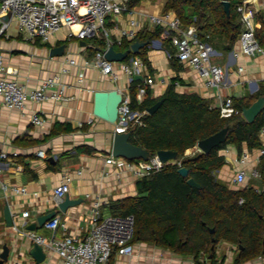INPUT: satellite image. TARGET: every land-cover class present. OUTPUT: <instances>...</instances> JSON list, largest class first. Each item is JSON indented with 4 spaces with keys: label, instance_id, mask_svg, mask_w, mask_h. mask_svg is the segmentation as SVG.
Returning a JSON list of instances; mask_svg holds the SVG:
<instances>
[{
    "label": "crops",
    "instance_id": "crops-1",
    "mask_svg": "<svg viewBox=\"0 0 264 264\" xmlns=\"http://www.w3.org/2000/svg\"><path fill=\"white\" fill-rule=\"evenodd\" d=\"M129 1L126 0V3L135 10L136 17L143 13L158 15L170 11L166 10L169 0H141L134 6H130ZM251 6L255 12L253 21L256 28L264 29V0H251ZM130 18L128 13L108 18L107 24L114 39L122 35V30L129 28ZM155 29L149 21H145L139 32ZM166 37L169 36L165 32L155 36L144 52L149 61L145 74L155 78V83L150 87L154 98L161 97L175 78H178L176 89L179 92H196L219 106L228 96L242 98L254 95L264 84V55L244 54L240 36L229 51L216 48L219 55L214 61L226 69L225 84L219 88L207 87L205 78L189 63L177 57L180 70L176 69L163 44ZM94 39L72 37L69 29L64 27L48 42H44L40 38H28L14 22L7 34L0 36V53L9 69L6 73L8 78L16 79L28 91L39 88L42 81L53 74H60L68 84L66 99L29 101L24 110L0 105V254L5 244L10 247L9 258L4 264H63L60 256L50 248H45L47 256L42 263L32 257L29 249L33 242L13 227L14 224H22L25 219L23 211L29 210L30 216L27 218L28 224L21 228H27L40 215L56 211L55 216H59L66 226V229L58 227L56 235L67 233L85 237L90 229L91 210L96 199L106 202L101 207L105 216L113 214L111 203L138 194L137 181L140 177L129 166L138 159L116 157V162L107 161L113 155L115 124L94 114L97 90L117 88L132 101V85L121 73L120 61H116V68L120 72L118 80L95 67ZM62 44H66L65 53L52 56L50 49ZM119 45L114 46L117 51H127ZM171 46L175 49L173 44ZM130 51L133 52L132 45ZM133 54L142 57L139 53ZM70 59H74L75 63H71ZM35 111L42 114L43 124L32 121ZM261 138L264 146V128ZM39 149H44L47 156H39ZM247 150V144H244L241 152L232 144L222 148L220 154L225 156L226 163L215 171L216 178L230 188H238L233 181L236 170L242 166H259L256 161L259 148L249 150L251 155L247 163L242 164L237 160ZM3 151L9 153V158L1 156ZM199 152L202 151L195 145L186 150V155L193 156ZM66 176L71 178L67 194L76 203L64 212L58 206L62 199L56 198L55 188ZM3 184H7L8 188L4 189ZM14 186L26 187V193L13 190ZM6 206L12 212V226H8L5 218ZM41 228L42 231L40 228L36 231L51 235L45 226ZM134 245L135 252L131 256L115 252L112 264H234L237 257L233 246L225 247L227 252L218 246L214 262L212 256L207 254L201 255L198 262L194 256L183 255L158 244L137 240ZM244 264H264V257Z\"/></svg>",
    "mask_w": 264,
    "mask_h": 264
},
{
    "label": "trees",
    "instance_id": "trees-1",
    "mask_svg": "<svg viewBox=\"0 0 264 264\" xmlns=\"http://www.w3.org/2000/svg\"><path fill=\"white\" fill-rule=\"evenodd\" d=\"M140 1L130 0L129 5L134 6ZM242 1L230 0V14L226 13L222 0H169L166 10H174L184 26L194 23L197 18L195 24L201 38L217 49L229 51L243 29L241 13L237 10ZM163 33L162 27H156L155 31H141L133 40L124 39L119 47L127 50L130 57L134 55L130 47L136 40L151 43L155 36ZM256 34L264 46L263 27L257 29ZM94 38L95 55L107 43L103 37ZM163 44L171 54L173 66L180 70L171 38L163 39ZM147 47L139 52L146 64L149 63L144 53ZM177 79H173L158 98L152 97L148 87L141 102L137 99V85L143 81L137 79L132 85L133 108L145 111L159 100L163 99V102L154 113L143 115L142 125L135 124L129 128L130 141L149 150L151 157L162 149L174 150L178 157L160 170L140 177L137 181L138 194L111 203L113 214L134 215L133 243L142 240L158 244L183 255L194 256L198 262L203 254L211 255L214 262L221 241L238 246L234 264L264 257V157L259 163L263 185L261 192L254 187L230 188L215 175V171L226 163L220 150L227 145H235L240 152L244 144L249 150L263 147L264 109L254 122H248L243 116V108L264 96V84L254 95L233 98L240 111L231 117H222L220 106L211 100L196 92H179L176 89ZM226 126H229L227 140L210 153L186 155V150L194 147L200 139ZM180 167L189 169L188 177L179 173ZM190 177L200 183L201 188L190 185L187 181ZM242 197L244 202L240 203Z\"/></svg>",
    "mask_w": 264,
    "mask_h": 264
},
{
    "label": "built area",
    "instance_id": "built-area-1",
    "mask_svg": "<svg viewBox=\"0 0 264 264\" xmlns=\"http://www.w3.org/2000/svg\"><path fill=\"white\" fill-rule=\"evenodd\" d=\"M237 10L241 13L242 32L239 37L242 52L255 56L264 55V46L257 38V28L254 23L255 12L251 6V0H243L238 4ZM11 13L10 19L5 17ZM128 13L129 28L122 30V35L113 38L107 24L108 18L114 15ZM197 18H195V21ZM145 21H149L154 27H162L175 47V56L182 62L189 63L198 73L205 78L207 87H222L226 80V69L216 63L214 59L219 55L216 48L206 40H203L198 33V26L191 23L184 26L180 16L173 10L161 14L143 13L135 16V10L128 6L126 0H0V36L7 34V30L14 22L17 28L24 32L28 38H40L48 42L50 38L64 27L69 29V35L79 39L103 37L106 40V47L99 49L94 55V65L102 73L109 75L112 79L118 80L120 72L116 68V61L109 60L106 51L115 44H122L124 39L133 40L142 28ZM168 55L171 54L168 52ZM129 57V56H127ZM75 63L74 59H70ZM119 63L121 73L127 77V82L133 85L137 80L136 76H142L143 83L137 85V99L143 101L147 94L148 87L155 83V78L145 74L147 65L139 55H132L129 60H122ZM67 69H64L66 71ZM9 69L4 63V56L0 53V105L9 108L24 110L29 101L40 102L45 100L59 101L66 99L68 84L64 82L60 74H53L42 81L39 88L28 91L25 86L16 79L8 78L6 73ZM178 85L179 82H176ZM240 110L235 106L233 97L228 96L221 101L220 112L222 117H231ZM145 111L135 110L131 100L123 97L120 104L118 121L115 124V132L129 131L135 124H143L142 117ZM32 121L41 125L44 118L41 113L35 111ZM228 150V149H227ZM15 154H17L15 152ZM37 154L46 157L44 149H39ZM250 151H243L238 157L242 164L248 162ZM3 158H9V153L3 151ZM264 157V146L259 148V155L256 158L259 165ZM116 157L111 155L107 161L116 162ZM166 163H163L157 155L149 160L138 159L129 164L134 174L143 177L151 171L160 170ZM1 171V163H0ZM69 176L55 188V196L58 200L64 198L70 189ZM262 173L259 166L247 168L245 166L236 170L234 183L242 188L254 187L257 192L263 190L261 185ZM260 182V183H259ZM4 189L8 188L3 184ZM13 190L26 193V187H12ZM240 203L244 198H240ZM106 202L103 199H96L91 210L90 229L85 237L73 234L56 235L58 227L66 229L65 223L59 216H54L45 223V227L51 231L46 236L36 230H29L25 227L28 224L27 218L30 211L22 212L25 218L21 225L14 224L16 231L37 242L44 248L54 250L62 259L63 264H112L113 254L133 255L135 245L132 242L135 233L134 215H103L101 207Z\"/></svg>",
    "mask_w": 264,
    "mask_h": 264
},
{
    "label": "water",
    "instance_id": "water-1",
    "mask_svg": "<svg viewBox=\"0 0 264 264\" xmlns=\"http://www.w3.org/2000/svg\"><path fill=\"white\" fill-rule=\"evenodd\" d=\"M225 11L227 14H230V0H222ZM11 13H8L5 17L6 20L10 19ZM85 42V41H83ZM149 41H140L136 40L132 44V51L135 54H138L140 50L149 45ZM66 44L52 47L50 49V54L52 56H60L65 53ZM105 56L109 60L121 61L128 56V52L117 51L114 46H111L107 51ZM137 79H142L143 77L136 76ZM123 93L117 89L110 90H97L95 92V106L94 114L110 123L116 124L119 117L120 104L123 100ZM163 99L159 100L157 103L147 108L148 113L152 114L156 109L161 105ZM264 109V96H260L256 99L249 107L243 108V116L247 119L248 122H254L257 116ZM229 126L224 127L222 130L204 138L200 139L196 146L199 150L204 153H210L215 147L219 146L221 143L225 142L228 137ZM131 131L126 132H115L114 134V143H113V155L115 157H125L127 159H143L149 160L151 153L146 148L136 145L130 141ZM157 156L163 163H168L174 161L178 157V153L174 150H159ZM179 173L184 176H189V169L187 167H180ZM188 183L192 186L201 188V184L198 183L194 178H188ZM76 201L72 200L68 194L58 202V206L62 211H66L70 205L75 204ZM56 215V211H52L37 217L36 221L32 222L27 226L29 230H38L43 227L46 222L50 221ZM5 218L7 220L8 226L13 225L12 212L9 206L5 207ZM213 232L214 229L212 228ZM215 246H212L214 249ZM10 247L8 244L4 245V249L0 254V264H4V261L9 258ZM29 253L38 263H42L46 259L45 248L37 242L32 243V247L29 249Z\"/></svg>",
    "mask_w": 264,
    "mask_h": 264
},
{
    "label": "rangeland",
    "instance_id": "rangeland-1",
    "mask_svg": "<svg viewBox=\"0 0 264 264\" xmlns=\"http://www.w3.org/2000/svg\"><path fill=\"white\" fill-rule=\"evenodd\" d=\"M125 60L128 61V60H129V57H127ZM235 185H237V184H235ZM237 186H238V188L241 187V186H239V185H237ZM42 230H43V228H40V231H42ZM218 246L221 247L222 250H223V251H226V252H227L228 249H226L225 247H229V246H233V250L236 251V253H237V251H238V246H237V245L232 244V243L227 242V241H221V242L218 244Z\"/></svg>",
    "mask_w": 264,
    "mask_h": 264
}]
</instances>
